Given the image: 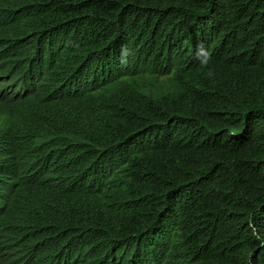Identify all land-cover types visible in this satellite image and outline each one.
<instances>
[{
	"label": "trees",
	"instance_id": "1",
	"mask_svg": "<svg viewBox=\"0 0 264 264\" xmlns=\"http://www.w3.org/2000/svg\"><path fill=\"white\" fill-rule=\"evenodd\" d=\"M0 264H264V0H0Z\"/></svg>",
	"mask_w": 264,
	"mask_h": 264
},
{
	"label": "rangeland",
	"instance_id": "2",
	"mask_svg": "<svg viewBox=\"0 0 264 264\" xmlns=\"http://www.w3.org/2000/svg\"><path fill=\"white\" fill-rule=\"evenodd\" d=\"M4 257L6 258V257H8L7 255H4Z\"/></svg>",
	"mask_w": 264,
	"mask_h": 264
}]
</instances>
